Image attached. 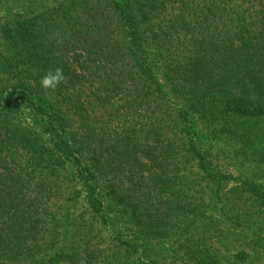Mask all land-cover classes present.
Returning a JSON list of instances; mask_svg holds the SVG:
<instances>
[{
    "label": "trees",
    "instance_id": "trees-1",
    "mask_svg": "<svg viewBox=\"0 0 264 264\" xmlns=\"http://www.w3.org/2000/svg\"><path fill=\"white\" fill-rule=\"evenodd\" d=\"M170 1L57 0L1 28L0 264H264V0H174L157 25Z\"/></svg>",
    "mask_w": 264,
    "mask_h": 264
},
{
    "label": "rangeland",
    "instance_id": "rangeland-1",
    "mask_svg": "<svg viewBox=\"0 0 264 264\" xmlns=\"http://www.w3.org/2000/svg\"><path fill=\"white\" fill-rule=\"evenodd\" d=\"M193 3L191 5V10L194 11L196 10L197 13H201V10L206 9L208 6H210L211 8L214 7V9H216L217 4L215 3V0H192ZM225 4L228 5V3H231V1L229 0H223ZM57 5V0H2L0 1V30L2 27L7 26V25H13L18 21H21L27 17H30L36 13H41V12H45L48 9L54 7ZM166 10H164L162 12V16L164 15V17L161 18V20H157L155 23L158 25L161 22L167 21V18H176V16L178 15V5L174 3V0H171L168 4H167V8H165ZM214 11V10H213ZM47 17V16H45ZM164 20V21H162ZM167 23V22H166ZM166 25V24H165ZM212 29H210V31H212ZM207 33H205L206 35ZM191 34L186 35V34H182L183 40H190ZM186 38V39H184ZM2 46V40L0 38V47ZM161 72V71H159ZM163 84L166 85V90L170 92V87L168 86V84L166 82L163 81ZM171 95H173V93H171ZM175 101H179L181 103V105L184 106L182 101H187V98H181V97H177L175 96ZM202 133H208V131H206V128L202 129ZM213 144H215V146L219 149H222L224 151H226L227 153H232L234 152V148H233V144L232 142L230 143V141H226L225 139H219L218 142L217 141H213ZM233 162H232V170L234 172L235 175H241V174H246V175H252L254 172H256L257 170L254 169L253 167H245V166H240L239 165V161L238 159L233 157V154L231 155ZM256 170V171H255ZM229 241L231 242L229 245V247L227 246V248H229V251L234 255V254H238L241 251H248V248H245L244 245L246 243V239L245 236H242L240 233L235 232V233H231L228 236ZM97 243V245H100L101 248H105L106 250V255L111 254L113 251H111V247L108 245L107 240H102L99 239L97 241H95ZM102 244V245H101ZM168 244H166L164 247L166 249H168ZM99 247V248H100ZM161 247H158V249ZM166 249V250H167ZM232 254H230V256H232ZM163 255H169V252H163ZM258 258H261V260H264V257L258 256ZM257 258V259H258ZM160 263L163 264H168L171 263V261L168 260H164L161 261ZM225 263H232L230 261H227ZM255 263H257V261H255Z\"/></svg>",
    "mask_w": 264,
    "mask_h": 264
},
{
    "label": "clouds",
    "instance_id": "clouds-1",
    "mask_svg": "<svg viewBox=\"0 0 264 264\" xmlns=\"http://www.w3.org/2000/svg\"><path fill=\"white\" fill-rule=\"evenodd\" d=\"M66 81L64 69L62 67H56L49 69L40 79V85L45 90L55 91L59 85Z\"/></svg>",
    "mask_w": 264,
    "mask_h": 264
}]
</instances>
